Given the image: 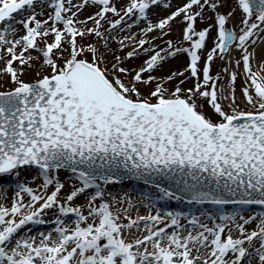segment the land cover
<instances>
[{
	"label": "snow or ice",
	"instance_id": "1",
	"mask_svg": "<svg viewBox=\"0 0 264 264\" xmlns=\"http://www.w3.org/2000/svg\"><path fill=\"white\" fill-rule=\"evenodd\" d=\"M0 264H264V0H0Z\"/></svg>",
	"mask_w": 264,
	"mask_h": 264
},
{
	"label": "rangeland",
	"instance_id": "2",
	"mask_svg": "<svg viewBox=\"0 0 264 264\" xmlns=\"http://www.w3.org/2000/svg\"><path fill=\"white\" fill-rule=\"evenodd\" d=\"M174 2H179V0H174ZM234 55H235V53H234ZM220 65H221V62L220 61H216L214 63V66H213V74H215L217 71H219V66ZM171 67H173V68H182L183 67V63L182 62L173 61L172 64H171ZM27 78L28 77H26V79ZM240 83H241V80H238L237 81V89H239ZM237 100H238V102H240V93H239V91H237ZM108 190H109V192L113 193V195H116L117 198H119L120 196H123V195H125V193H127L129 195V197L131 198V200L134 203L139 204L140 203V194L143 191H145V188L144 187H139L138 185L135 186V185H130V184H128L126 186H123V187H118L117 185L116 186L109 185L108 186ZM12 194H13L12 193V189L10 188L9 189V192H8V195H12ZM106 199H109L110 200L111 197L110 196H106ZM81 200H82V198H81ZM168 207L170 209L175 210L177 208V205L170 204ZM259 209H258L257 206H254V211H260ZM139 211H141L140 214H146V212L148 210L141 206L139 208Z\"/></svg>",
	"mask_w": 264,
	"mask_h": 264
},
{
	"label": "bare ground",
	"instance_id": "3",
	"mask_svg": "<svg viewBox=\"0 0 264 264\" xmlns=\"http://www.w3.org/2000/svg\"><path fill=\"white\" fill-rule=\"evenodd\" d=\"M139 212L141 213V211H139ZM133 215H135V213Z\"/></svg>",
	"mask_w": 264,
	"mask_h": 264
}]
</instances>
